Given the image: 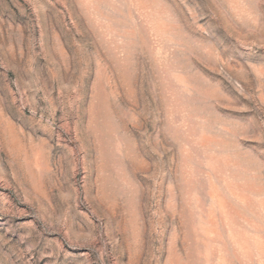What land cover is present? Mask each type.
Masks as SVG:
<instances>
[{
  "label": "rangeland",
  "instance_id": "374dc122",
  "mask_svg": "<svg viewBox=\"0 0 264 264\" xmlns=\"http://www.w3.org/2000/svg\"><path fill=\"white\" fill-rule=\"evenodd\" d=\"M0 264H264V0H0Z\"/></svg>",
  "mask_w": 264,
  "mask_h": 264
}]
</instances>
